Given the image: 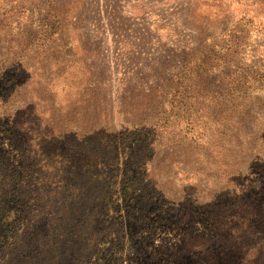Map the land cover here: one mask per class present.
Listing matches in <instances>:
<instances>
[{"label":"rangeland","instance_id":"374dc122","mask_svg":"<svg viewBox=\"0 0 264 264\" xmlns=\"http://www.w3.org/2000/svg\"><path fill=\"white\" fill-rule=\"evenodd\" d=\"M0 232V264H264V0H0Z\"/></svg>","mask_w":264,"mask_h":264},{"label":"trees","instance_id":"16d2710c","mask_svg":"<svg viewBox=\"0 0 264 264\" xmlns=\"http://www.w3.org/2000/svg\"><path fill=\"white\" fill-rule=\"evenodd\" d=\"M58 163L59 162L57 161L56 164H53L52 168L54 169V175L56 174V178L57 179L60 178V180L57 181L58 184H59V188H56L55 184H53V183H50L49 186L54 187L55 189H57V195L55 196V198L57 197L58 199L62 198V200H69L67 198V195H63V194H65L67 192V182H66L67 180L64 179V178H61L62 173L64 172V170H66L67 167L65 165L64 166H59ZM48 200L51 202V199H48ZM50 208H52L53 210H57L58 209V211H63V212H67V211L70 210V207H68V206H61V205H58V204L56 206V202H53L51 204ZM7 238L6 237H2V233L0 232V242H3ZM47 254L49 256L51 255L50 253H47ZM47 263L48 264H53L52 260H50V259L47 261Z\"/></svg>","mask_w":264,"mask_h":264}]
</instances>
